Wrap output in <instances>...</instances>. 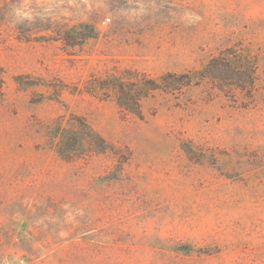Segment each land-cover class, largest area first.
<instances>
[{"label": "rangeland", "instance_id": "obj_1", "mask_svg": "<svg viewBox=\"0 0 264 264\" xmlns=\"http://www.w3.org/2000/svg\"><path fill=\"white\" fill-rule=\"evenodd\" d=\"M0 264H264V0H0Z\"/></svg>", "mask_w": 264, "mask_h": 264}, {"label": "trees", "instance_id": "obj_2", "mask_svg": "<svg viewBox=\"0 0 264 264\" xmlns=\"http://www.w3.org/2000/svg\"><path fill=\"white\" fill-rule=\"evenodd\" d=\"M117 89L114 87L115 90L118 91L119 98V106L126 112H133L131 109V104L140 105L142 99L149 97L153 90L161 89L160 87H137L135 89L126 90L124 85H120ZM86 134H80L74 138V144L70 143V138L64 136L63 140L61 141V155H75L78 151L77 148L82 149L87 138H90V153L93 154H104L107 152V145L105 140L100 137L98 134L93 133L87 126Z\"/></svg>", "mask_w": 264, "mask_h": 264}]
</instances>
